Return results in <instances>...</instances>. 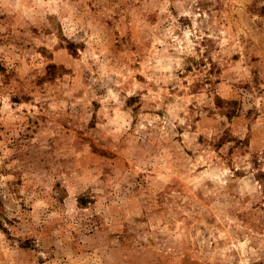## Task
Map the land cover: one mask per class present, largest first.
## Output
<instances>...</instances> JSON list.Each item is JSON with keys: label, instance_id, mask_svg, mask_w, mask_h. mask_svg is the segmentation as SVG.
<instances>
[{"label": "rangeland", "instance_id": "1", "mask_svg": "<svg viewBox=\"0 0 264 264\" xmlns=\"http://www.w3.org/2000/svg\"><path fill=\"white\" fill-rule=\"evenodd\" d=\"M0 264H264V0H0Z\"/></svg>", "mask_w": 264, "mask_h": 264}]
</instances>
